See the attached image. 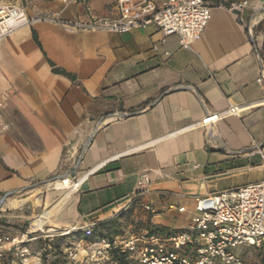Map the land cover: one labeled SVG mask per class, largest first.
I'll return each mask as SVG.
<instances>
[{
    "label": "crops",
    "instance_id": "crops-1",
    "mask_svg": "<svg viewBox=\"0 0 264 264\" xmlns=\"http://www.w3.org/2000/svg\"><path fill=\"white\" fill-rule=\"evenodd\" d=\"M241 1L212 4L208 26L190 48L177 34L164 39L156 23L115 33L39 21L5 36L0 111L9 128L0 133V203L9 193L16 198L6 199L8 213L0 217H16L21 227L37 211L32 204L26 214L30 198L21 193L39 192L75 168L70 198L55 206V216L45 208L31 223L83 250L89 238L79 227L130 217L176 233L191 227L198 197L264 179V0L235 8ZM34 12L89 20L116 14L117 0H38ZM244 103L250 108L239 115L195 125ZM144 173L152 182L142 196ZM0 233L18 241L32 232L0 225Z\"/></svg>",
    "mask_w": 264,
    "mask_h": 264
},
{
    "label": "built area",
    "instance_id": "built-area-1",
    "mask_svg": "<svg viewBox=\"0 0 264 264\" xmlns=\"http://www.w3.org/2000/svg\"><path fill=\"white\" fill-rule=\"evenodd\" d=\"M248 3L243 0L234 7L241 9ZM211 15L209 0H164L161 4L155 0H117L116 14L89 20L66 19L59 12L29 15L24 7L0 5V41L18 28L39 21H51L72 31L106 30L115 33H127L156 23L164 39L177 34L182 45L190 48L202 37ZM2 105L0 102V108ZM249 108L247 103L230 104L224 111L209 112L195 125L209 128L212 123L231 114L239 115ZM8 128L9 124L0 111V133ZM151 182L149 174L140 176V195L145 196L151 191ZM145 209L152 210L151 204H145ZM94 226L89 224L78 229L91 236ZM65 233L68 231L60 235ZM50 235L53 234L46 236ZM27 241V235L15 241L10 234L0 233V262L5 258L4 248L13 244L15 258L21 261L20 264H32ZM85 245L88 247H83L85 256L96 264H248L238 254V248L252 247L264 256V179L198 197L196 214L187 230L167 235L145 231L127 237L104 236ZM115 250L122 251L123 257H117ZM79 253L77 248L67 249L70 264L79 263ZM40 263L41 257L34 261V264Z\"/></svg>",
    "mask_w": 264,
    "mask_h": 264
},
{
    "label": "rangeland",
    "instance_id": "rangeland-1",
    "mask_svg": "<svg viewBox=\"0 0 264 264\" xmlns=\"http://www.w3.org/2000/svg\"><path fill=\"white\" fill-rule=\"evenodd\" d=\"M37 1L38 0H0V5H17V6H21L24 7L29 15H32L36 5H37ZM211 2V4H216L218 3L220 0H209ZM35 13V12H34ZM75 168H72V170L68 173V175L63 176V177H59L57 180H60L62 178H69L72 180V182H77L78 179L76 177V172H74ZM55 180V181H57ZM55 181H50L44 185H41L39 192L38 191H34V190H29L26 193H21V195L23 196H29L30 198V202L27 203L26 205V214H30V206L32 204H36L37 206V211L31 215V217L29 219H25L22 220L20 222V224L22 225L21 227L14 223L16 217L12 218H3L0 217V225L2 226H6V227H16V225L19 227V229L22 230L23 233H26V231L28 230V232H32L29 234L28 236V241L26 242V245H28V247L30 248L32 255H34V251L40 249V248H44V252H48L52 250V246L53 243H57V246H60L63 249V253L61 256L55 257V255H50L46 261L42 260V256H41V263L40 264H70V260L67 258L68 254H67V248L69 247H73L75 248L74 244L72 243L73 241L71 239H67L64 236H59L57 235L55 232H47V225L45 226H41L44 227V232H41L40 230H37V228H35L37 225H35V223H31L32 220L35 218L36 215H38L40 212H42L45 208H52L58 204H62V201H60V199L62 198V196L64 195V193L68 190L67 188H55L53 187V183ZM77 183H72V185H76ZM12 198H16V196L11 195ZM20 198V197H19ZM14 200V199H13ZM17 200V199H16ZM11 201V200H10ZM19 201V200H18ZM5 202L0 203V213H8V211L5 210ZM10 204V203H9ZM65 204V203H64ZM11 213L14 212L10 211ZM13 214V213H12ZM19 214V213H18ZM17 214V215H18ZM55 207L53 209V216H55ZM53 218V217H52ZM12 219V220H10ZM145 231H149L147 227V224L142 221V220H136L135 218L132 219L130 217H128L125 221L121 222V224H116L113 227H111V229L109 230L108 233H110L112 236H117L120 235L121 237H127L129 235L132 234H140V233H144ZM42 234L44 236L40 237L39 239L36 240H32V236L36 235V234ZM153 233L156 234H162V235H167V234H172V233H167V231L161 230V231H155ZM48 234H55V236L52 237H48L45 235ZM93 241L92 239L89 238V242ZM86 246V245H84ZM86 248H88L86 246ZM77 249L79 250V259L78 262H82L83 260V264H96L95 261L92 260H88L87 257L85 256L86 253L80 249V247H77ZM238 254H242V248H238L237 249ZM12 252H8L7 256L4 259H7L6 262H10L12 259ZM247 262L249 264H264V256L262 255L261 252H259L257 249L251 248L250 250H248L246 253H243ZM43 255V254H42ZM88 260V261H87ZM33 261V260H32ZM20 260L16 259V263L15 264H20ZM34 263V261H33Z\"/></svg>",
    "mask_w": 264,
    "mask_h": 264
},
{
    "label": "trees",
    "instance_id": "trees-1",
    "mask_svg": "<svg viewBox=\"0 0 264 264\" xmlns=\"http://www.w3.org/2000/svg\"><path fill=\"white\" fill-rule=\"evenodd\" d=\"M226 6H230V3L229 2H226L224 3ZM54 71L55 72H59V73H63V74H66V75H69V76H72L71 74L67 73L65 70L63 69H60L58 67H54ZM111 225H108V223H101L99 225V227H94L93 229V234L91 236H86L87 238H90L92 240H97L101 237H104V236H109V237H113L109 232V230L111 229ZM148 229L150 230L151 233L155 232V231H161V230H164L163 227H159L157 225H150L148 224L147 225ZM63 249L60 247V246H57V243H53V246H52V250L51 251H48V252H44L43 255H42V260L43 261H46V259L50 256V255H55V257H58V256H61L62 253H63ZM122 251L120 250H115V255L117 257H123L122 255ZM7 259H4L3 261L0 262V264H15L16 262V258H15V255L13 254L12 255V259L10 262H6Z\"/></svg>",
    "mask_w": 264,
    "mask_h": 264
},
{
    "label": "bare ground",
    "instance_id": "bare-ground-1",
    "mask_svg": "<svg viewBox=\"0 0 264 264\" xmlns=\"http://www.w3.org/2000/svg\"><path fill=\"white\" fill-rule=\"evenodd\" d=\"M53 186L54 187H60V188H67L68 189L66 191L65 195L60 199V201L64 202V201H66L67 199L70 198L72 192H74V190L76 189L77 184L76 185H72V182H71V180L69 178H62L60 180L55 181L53 183ZM18 204H19V201L16 200V199L10 201V206L11 207H16ZM54 207L50 208V211H52L54 209Z\"/></svg>",
    "mask_w": 264,
    "mask_h": 264
},
{
    "label": "water",
    "instance_id": "water-1",
    "mask_svg": "<svg viewBox=\"0 0 264 264\" xmlns=\"http://www.w3.org/2000/svg\"><path fill=\"white\" fill-rule=\"evenodd\" d=\"M88 144L89 143H87V145H86V147L88 146ZM66 175H68V173H66V174H64V175H61V176H59V177H63V176H66ZM59 177H56L55 179H53L52 181H55V180H57ZM11 195V193H9V194H6L2 199H1V203H3V202H5L6 201V199L9 197Z\"/></svg>",
    "mask_w": 264,
    "mask_h": 264
}]
</instances>
